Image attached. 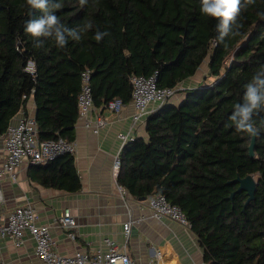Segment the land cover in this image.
Instances as JSON below:
<instances>
[{"label":"trees","instance_id":"1","mask_svg":"<svg viewBox=\"0 0 264 264\" xmlns=\"http://www.w3.org/2000/svg\"><path fill=\"white\" fill-rule=\"evenodd\" d=\"M58 2L55 15L66 27L83 29L81 39L59 47L41 38L37 47L24 25L42 12L26 0H0V136L32 98L37 139L73 142L84 71L93 105L103 109L113 100L130 102L133 76L156 75L159 88L176 89L207 60L199 84L180 88V102L149 113L146 138L121 148L116 183L134 200L161 194L177 206L203 248L204 264H264V110L253 116V158L252 134L238 132L229 119L243 102L244 85L264 68V0L242 8L239 35L223 42L218 20L200 11V0ZM97 30L108 35L97 41ZM29 61L33 74L26 71ZM248 175L256 188L245 206L247 195L234 180ZM27 177L43 188L81 189L72 154L29 165Z\"/></svg>","mask_w":264,"mask_h":264},{"label":"crops","instance_id":"2","mask_svg":"<svg viewBox=\"0 0 264 264\" xmlns=\"http://www.w3.org/2000/svg\"><path fill=\"white\" fill-rule=\"evenodd\" d=\"M203 74L197 73L179 84L181 89L196 87ZM176 102H180L176 99ZM157 106L151 104L150 112ZM30 98L25 111L34 116ZM134 108L129 102L117 114L95 108L89 115L93 121L101 117L105 125L94 133L75 124L74 161L81 189L75 193L43 188L27 177L28 164L17 173V181L0 180V220L18 206L31 205L38 215V224L49 228L56 251L72 255L76 251H106L104 239L115 241L136 264H204L203 248L190 228L168 219H155L145 201L124 195L113 171L121 148L135 138H146L145 118L133 126ZM16 117L11 123H15ZM119 134L126 135L122 143ZM5 157L0 136V164ZM70 210L76 221L73 233L59 225L64 210ZM132 221L128 238L123 224ZM70 234L74 237L71 238ZM1 264H40L35 244L26 234L22 246L15 247L7 238H0Z\"/></svg>","mask_w":264,"mask_h":264},{"label":"built area","instance_id":"3","mask_svg":"<svg viewBox=\"0 0 264 264\" xmlns=\"http://www.w3.org/2000/svg\"><path fill=\"white\" fill-rule=\"evenodd\" d=\"M26 71L30 74L34 73V65L31 61L27 62ZM81 82V91L78 95V121L83 122L84 128L92 129L97 134L105 125V121L101 117L93 121L89 120L90 113L95 109L89 71L82 72ZM130 82L132 87L130 103L134 108L133 126L151 113L149 109L151 104L159 107L166 102H176V99L181 98L180 88H159L156 75L133 76ZM124 105L120 100H113L104 105L103 109L117 114ZM36 129L34 116L21 109L16 115L15 123H11L1 136L5 157L0 164V180L8 179L16 182L17 173L24 164H46L61 155L74 154L73 142L61 138L54 141H40L37 139ZM119 138L122 143L127 141L126 135L119 134ZM118 166L119 163L116 161L113 167L115 174ZM120 189L124 195L127 194L122 188ZM145 203L153 218L168 219L190 228L184 213L177 206L170 204L163 195H152L145 200ZM37 221V212L31 205L18 206L9 211L3 221L0 220V238H7L15 247H20L27 234L35 244V256L40 264H136L126 253L125 246L119 247L109 238L103 241L106 245L104 252L76 251L72 255H61L56 251L55 240L51 237L49 228L38 224ZM58 222L70 233L76 228L75 218L68 209L63 211ZM132 223L129 220L123 224V235L126 238L130 234ZM70 237L73 238L74 235L70 234Z\"/></svg>","mask_w":264,"mask_h":264},{"label":"clouds","instance_id":"4","mask_svg":"<svg viewBox=\"0 0 264 264\" xmlns=\"http://www.w3.org/2000/svg\"><path fill=\"white\" fill-rule=\"evenodd\" d=\"M255 0H200V11L207 16L216 18L218 23L216 31L218 32V41L223 42L224 38L239 35V27L237 18L242 8L251 5ZM88 0H79V4L83 7ZM26 5L31 9L40 10L42 15L38 18L29 19L24 25L25 32L34 38V45L42 46L41 38H52L57 46H65L69 39L80 40L81 32L74 28H68L60 22L55 15V9H59L61 4L51 2V0H26ZM235 26V27H233ZM88 29L92 28V24L87 25ZM108 33L97 30L95 39L101 41ZM243 102L234 105L232 115L229 119L234 123L238 132L255 134L256 129L253 124V116L259 111L264 110V68L256 71L251 80L244 85Z\"/></svg>","mask_w":264,"mask_h":264},{"label":"water","instance_id":"5","mask_svg":"<svg viewBox=\"0 0 264 264\" xmlns=\"http://www.w3.org/2000/svg\"><path fill=\"white\" fill-rule=\"evenodd\" d=\"M255 134H252L250 144L248 146V154L250 158L254 157V146H255ZM237 183V192H245L247 195V200L245 202V206L253 199L255 188H256V180L254 176L248 175L245 178L237 177L235 180ZM233 194H231V197Z\"/></svg>","mask_w":264,"mask_h":264},{"label":"rangeland","instance_id":"6","mask_svg":"<svg viewBox=\"0 0 264 264\" xmlns=\"http://www.w3.org/2000/svg\"><path fill=\"white\" fill-rule=\"evenodd\" d=\"M206 63H207V60L202 64V66L199 68L198 72L199 74H203V76L207 73V70H206ZM212 79H209V82L211 81Z\"/></svg>","mask_w":264,"mask_h":264}]
</instances>
